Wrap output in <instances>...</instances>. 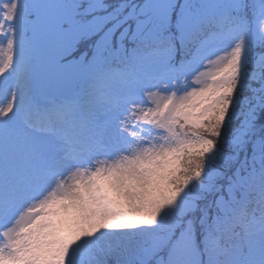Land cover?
I'll return each mask as SVG.
<instances>
[{
    "label": "snow or ice",
    "instance_id": "snow-or-ice-1",
    "mask_svg": "<svg viewBox=\"0 0 264 264\" xmlns=\"http://www.w3.org/2000/svg\"><path fill=\"white\" fill-rule=\"evenodd\" d=\"M0 264H264V0H0Z\"/></svg>",
    "mask_w": 264,
    "mask_h": 264
}]
</instances>
